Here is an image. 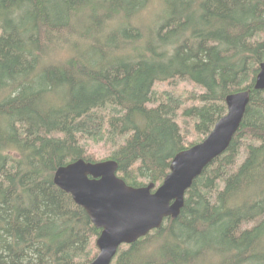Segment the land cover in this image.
Segmentation results:
<instances>
[{
    "label": "trees",
    "instance_id": "16d2710c",
    "mask_svg": "<svg viewBox=\"0 0 264 264\" xmlns=\"http://www.w3.org/2000/svg\"><path fill=\"white\" fill-rule=\"evenodd\" d=\"M263 61L264 0H0V264H89L101 230L56 170L113 159L158 186L247 89L180 214L112 264H264Z\"/></svg>",
    "mask_w": 264,
    "mask_h": 264
},
{
    "label": "water",
    "instance_id": "95a60500",
    "mask_svg": "<svg viewBox=\"0 0 264 264\" xmlns=\"http://www.w3.org/2000/svg\"><path fill=\"white\" fill-rule=\"evenodd\" d=\"M254 89H264V61L254 81ZM251 99V89L229 94L227 111L198 143L173 157L170 171L160 185H129L118 175L113 159L96 162L82 158L60 166L55 183L88 213L100 234L97 256L89 264H112L119 248L130 245L176 218L185 203L187 190L203 170L230 145Z\"/></svg>",
    "mask_w": 264,
    "mask_h": 264
},
{
    "label": "rangeland",
    "instance_id": "374dc122",
    "mask_svg": "<svg viewBox=\"0 0 264 264\" xmlns=\"http://www.w3.org/2000/svg\"><path fill=\"white\" fill-rule=\"evenodd\" d=\"M171 85H177V86H181V87H192V84L188 83L186 80H183V79H175L173 82L160 83V84H157L156 86L158 89H164V88L169 87Z\"/></svg>",
    "mask_w": 264,
    "mask_h": 264
},
{
    "label": "bare ground",
    "instance_id": "6f19581e",
    "mask_svg": "<svg viewBox=\"0 0 264 264\" xmlns=\"http://www.w3.org/2000/svg\"><path fill=\"white\" fill-rule=\"evenodd\" d=\"M87 14V13H86ZM88 21V20H87ZM86 23H88V22H86ZM82 31V30H81ZM226 103V102H225Z\"/></svg>",
    "mask_w": 264,
    "mask_h": 264
}]
</instances>
